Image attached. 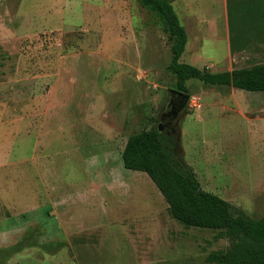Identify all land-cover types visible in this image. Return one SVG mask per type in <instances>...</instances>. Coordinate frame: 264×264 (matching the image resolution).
Wrapping results in <instances>:
<instances>
[{
  "label": "rangeland",
  "instance_id": "obj_1",
  "mask_svg": "<svg viewBox=\"0 0 264 264\" xmlns=\"http://www.w3.org/2000/svg\"><path fill=\"white\" fill-rule=\"evenodd\" d=\"M225 2L172 1L183 62L264 63L259 26L243 44L239 25L232 53ZM171 46L139 0H0V264H216L209 255L228 249L173 219L153 180L123 163L129 136L168 111ZM187 85L183 158L204 190L264 216V92Z\"/></svg>",
  "mask_w": 264,
  "mask_h": 264
},
{
  "label": "trees",
  "instance_id": "obj_2",
  "mask_svg": "<svg viewBox=\"0 0 264 264\" xmlns=\"http://www.w3.org/2000/svg\"><path fill=\"white\" fill-rule=\"evenodd\" d=\"M139 1L157 14L172 42L170 72L175 78V87L171 90L189 94L187 81L198 79L211 86L264 92V63L211 72L183 62L181 58L189 37L172 4L173 0ZM227 13L232 53L243 46L238 43L239 25H243V44L253 27H261L256 35L264 37V0H227ZM122 159L125 168L145 172L153 180L168 203L173 219L186 227L216 230L218 238L230 241L226 251L209 255L211 263L264 264V216L254 219L236 211L228 200L204 190L194 169L182 156L177 135L160 132L157 126L134 133L125 144Z\"/></svg>",
  "mask_w": 264,
  "mask_h": 264
},
{
  "label": "water",
  "instance_id": "obj_3",
  "mask_svg": "<svg viewBox=\"0 0 264 264\" xmlns=\"http://www.w3.org/2000/svg\"><path fill=\"white\" fill-rule=\"evenodd\" d=\"M170 100L168 103V108L172 107L170 111L164 112L158 118V125L157 128L160 132H164V125L163 121L166 117H170L171 121L168 123V127L170 128L171 132H167V135L171 136L172 134L177 135V131L174 128V120L177 119L187 108L189 101L191 100V95L188 93L178 92L176 90L169 91ZM166 133V132H164Z\"/></svg>",
  "mask_w": 264,
  "mask_h": 264
},
{
  "label": "flooded vegetation",
  "instance_id": "obj_4",
  "mask_svg": "<svg viewBox=\"0 0 264 264\" xmlns=\"http://www.w3.org/2000/svg\"><path fill=\"white\" fill-rule=\"evenodd\" d=\"M172 107H170V109H171ZM170 109L168 108V105H167V110L168 111H170ZM177 119H175L174 120V122L176 121ZM171 121V118L170 117H166V119L163 121V125H164V127H165V129H164V132H171V130H170V128L167 126L168 125V123ZM172 135H174V134H172ZM176 136V135H175Z\"/></svg>",
  "mask_w": 264,
  "mask_h": 264
},
{
  "label": "crops",
  "instance_id": "obj_5",
  "mask_svg": "<svg viewBox=\"0 0 264 264\" xmlns=\"http://www.w3.org/2000/svg\"><path fill=\"white\" fill-rule=\"evenodd\" d=\"M225 4H226V14H227V18H228V13H227V0H226ZM187 46H188V44H187ZM229 47H230V45H229ZM186 49H187V48H186ZM123 149H124V148H123ZM123 149H122V151H123Z\"/></svg>",
  "mask_w": 264,
  "mask_h": 264
}]
</instances>
